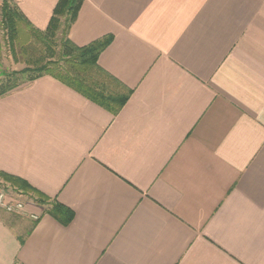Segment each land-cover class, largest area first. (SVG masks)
Segmentation results:
<instances>
[{
    "label": "crops",
    "instance_id": "crops-1",
    "mask_svg": "<svg viewBox=\"0 0 264 264\" xmlns=\"http://www.w3.org/2000/svg\"><path fill=\"white\" fill-rule=\"evenodd\" d=\"M44 31L58 0H10ZM131 94L115 115L51 76L0 98V264H264V0H84L68 39ZM37 222L34 224V222Z\"/></svg>",
    "mask_w": 264,
    "mask_h": 264
},
{
    "label": "trees",
    "instance_id": "trees-1",
    "mask_svg": "<svg viewBox=\"0 0 264 264\" xmlns=\"http://www.w3.org/2000/svg\"><path fill=\"white\" fill-rule=\"evenodd\" d=\"M84 0H58L47 28L34 29L10 0H2L1 23L7 33L12 57L28 66L8 73L0 80V98L32 81L51 76L79 93L87 100L117 114L127 102L131 91L105 72L98 64L102 51L111 43L105 37L86 47H77L68 39V32ZM0 180L44 207V212L64 226L73 219V213L46 197L19 178L0 172ZM37 220L34 222V224Z\"/></svg>",
    "mask_w": 264,
    "mask_h": 264
},
{
    "label": "rangeland",
    "instance_id": "rangeland-1",
    "mask_svg": "<svg viewBox=\"0 0 264 264\" xmlns=\"http://www.w3.org/2000/svg\"><path fill=\"white\" fill-rule=\"evenodd\" d=\"M2 0H0V6H1ZM10 47L7 43V33L5 31V28L3 27L1 23V17H0V80L3 79V76L12 73V72H18L24 69L28 66V64L20 60L18 58V61H16L10 52ZM0 190L3 191L7 196L12 199L19 201L23 204H26L30 201L29 196L25 194H21L18 190L12 188L9 184L3 183L0 180Z\"/></svg>",
    "mask_w": 264,
    "mask_h": 264
},
{
    "label": "built area",
    "instance_id": "built-area-1",
    "mask_svg": "<svg viewBox=\"0 0 264 264\" xmlns=\"http://www.w3.org/2000/svg\"><path fill=\"white\" fill-rule=\"evenodd\" d=\"M0 209L10 214H22L24 205L19 201L10 199L7 194L0 190Z\"/></svg>",
    "mask_w": 264,
    "mask_h": 264
}]
</instances>
